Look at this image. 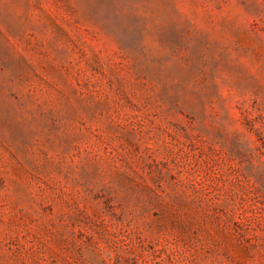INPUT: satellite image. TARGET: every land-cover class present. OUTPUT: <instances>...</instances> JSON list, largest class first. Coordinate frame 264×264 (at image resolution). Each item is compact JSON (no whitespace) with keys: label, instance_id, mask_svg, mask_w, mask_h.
Listing matches in <instances>:
<instances>
[{"label":"rangeland","instance_id":"1","mask_svg":"<svg viewBox=\"0 0 264 264\" xmlns=\"http://www.w3.org/2000/svg\"><path fill=\"white\" fill-rule=\"evenodd\" d=\"M0 264H264V0H0Z\"/></svg>","mask_w":264,"mask_h":264}]
</instances>
